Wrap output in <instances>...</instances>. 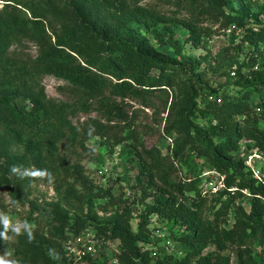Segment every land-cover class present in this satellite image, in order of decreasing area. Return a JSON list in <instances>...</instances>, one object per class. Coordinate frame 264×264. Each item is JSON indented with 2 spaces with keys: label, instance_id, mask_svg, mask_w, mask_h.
Wrapping results in <instances>:
<instances>
[{
  "label": "trees",
  "instance_id": "trees-1",
  "mask_svg": "<svg viewBox=\"0 0 264 264\" xmlns=\"http://www.w3.org/2000/svg\"><path fill=\"white\" fill-rule=\"evenodd\" d=\"M143 1L0 0V187L22 205L25 188L45 182L64 207L28 203L31 241L23 228L0 237V254L17 264H264V184L234 156L241 147L264 155V3L235 0L231 9V0H154L172 8L166 14ZM205 25L242 33L218 52L245 51L227 69L228 76L235 68L232 92L203 84L197 63L182 54L184 44L206 42ZM21 42L36 55L23 53ZM45 76L65 82L75 100L48 99ZM157 97L167 108L164 152L139 133L125 103L147 108ZM90 113L96 117L71 124ZM91 139L108 154L119 147V161L134 171L129 184L109 176L100 184L106 174L94 181L62 154L63 143L85 150ZM25 169L48 174L24 176ZM203 169L222 176L223 187L203 193L200 183L211 181ZM93 206L112 214L98 220ZM158 222L178 231L170 250L146 248ZM84 230L95 257L70 259L65 242Z\"/></svg>",
  "mask_w": 264,
  "mask_h": 264
},
{
  "label": "rangeland",
  "instance_id": "rangeland-1",
  "mask_svg": "<svg viewBox=\"0 0 264 264\" xmlns=\"http://www.w3.org/2000/svg\"><path fill=\"white\" fill-rule=\"evenodd\" d=\"M252 3L255 5L263 4L264 2L263 0H254ZM142 5L154 6L157 10L166 12V14L170 10H172V8H169L167 6L157 5L154 0H144L142 2ZM237 7L238 3L235 2V0H231L230 8L235 9ZM259 19H263L262 16H259ZM205 28H209L212 32L209 38L206 39V42L199 47H192L189 44H184L182 48V54L184 58L191 61L193 60L197 63V71L200 72V79L203 84L210 88H217L220 91L227 92V90H230L232 92L234 90L230 89L229 87L233 82L231 80L233 77H231L230 75L227 76V69L231 61L236 60V58L239 61L243 57L245 51L239 55L232 48L225 52L224 55L219 54L218 52L222 47L230 46V35L235 36L236 40L238 41L242 36V33L232 31H219L215 30L216 27H209L208 25H205ZM184 34V32H179L177 35L179 38H182ZM156 48L163 54H166L171 58H176L170 48L166 46H156ZM21 50L23 53L28 54L30 57H34L37 53L35 46L27 42H21ZM41 83L44 89V94L48 99L55 102L65 103L75 100V96L72 94L71 90L68 88V85L65 82L54 79L50 76H45L42 78ZM125 103L129 104V108H126V110L129 111L128 113L134 111L133 117L139 133L145 138V140L157 142V147L161 152H164L165 146L171 141L170 138L163 137L159 139V136L161 135V128L164 125V118L166 116L167 109L165 107L166 103L164 99L161 97L151 99V105L147 108L141 107L138 103L132 100H125ZM88 117L95 118L96 115L94 113H90L89 115L78 114L74 119L71 120V124H80ZM96 142L97 139L88 140L85 143V150H80L77 147H73V149H70L67 147L66 143H63V150L65 151L62 152V154L66 155L70 160H78L84 167L86 175L88 177H92L94 181H103L104 179L106 180L109 176L111 178L117 177L119 183L122 185L129 184L132 176L134 175V171L130 170V168L128 169L127 165L124 166V163L122 161H119V158L116 156V152L119 147L114 148V153L108 154L102 147L94 149V144ZM91 149L93 151H91ZM12 151L15 153H19L20 150L19 148H13ZM234 156L236 158L240 157L239 154ZM262 159L264 160V155L262 156ZM259 164L261 165V163ZM104 166L107 167V172L105 173L106 176L98 180L95 170ZM203 170V172L206 171L205 169ZM206 177H211L212 185L207 187L211 189L212 186H214L216 177L211 175H208ZM104 182L105 181H100V184ZM216 189L217 188H215V190ZM22 199L24 203L22 205L11 204L5 188L2 186L0 187V208H4L5 214L9 216L12 223L14 224L23 223L24 218H26L28 214L29 202L35 203L45 209H50V207L54 204L59 205L60 208H64L56 194L53 192L52 187L49 184L41 181L32 183L27 186L24 190V196ZM91 211L98 220L108 219L112 214L111 211H108L106 213L100 212L96 208V206H93ZM153 220L154 219H151V223H153ZM133 222H135V220H132V223ZM153 226L154 229L151 237L152 240L148 242L146 248L150 250H155L157 248L161 249L165 247L164 240H168L173 244V246H176L175 243H173L171 240V236L178 233L176 228L171 229L170 224L166 222H158L156 224H153ZM156 230L164 235V239L157 238V236L154 234V231ZM210 249L211 248L207 246L205 248H202L201 252L206 253ZM109 250L115 251V246L110 245ZM0 256H3L5 259L10 260V254L8 251H3Z\"/></svg>",
  "mask_w": 264,
  "mask_h": 264
},
{
  "label": "built area",
  "instance_id": "built-area-1",
  "mask_svg": "<svg viewBox=\"0 0 264 264\" xmlns=\"http://www.w3.org/2000/svg\"><path fill=\"white\" fill-rule=\"evenodd\" d=\"M234 70L235 68L233 67L229 73L231 77H234ZM238 154L243 158V165L245 169L249 171L251 178L257 183L264 184V160L262 159L263 155L256 152L253 148H251L249 151H244L243 147L240 148ZM259 163H261V165ZM106 172L107 167L104 166L98 171L97 177L104 175ZM208 175L216 177L214 183L215 187L212 186L213 189L207 188L212 185L211 181L203 180L199 185V188L203 193H205L206 190L215 192L217 189L223 187L222 176H219L214 172L202 173V177H206ZM215 188L217 189L215 190ZM154 234L157 236V238L164 239V235L159 233L158 230L154 231ZM94 244L95 240L91 232L88 230H84L79 235L73 237L72 239H68L65 242L64 251L66 253V256L73 260H81L86 257L93 258L95 257L96 253ZM164 246L168 250L172 249V244L168 240H164Z\"/></svg>",
  "mask_w": 264,
  "mask_h": 264
},
{
  "label": "clouds",
  "instance_id": "clouds-1",
  "mask_svg": "<svg viewBox=\"0 0 264 264\" xmlns=\"http://www.w3.org/2000/svg\"><path fill=\"white\" fill-rule=\"evenodd\" d=\"M19 168L17 166H13L12 171L13 172H19ZM48 173L46 171H41V170H29L25 169L24 170V176H30V177H44ZM0 224L3 225L4 227V232H0V237H3L4 240H9L10 237L7 235V232L9 229H11L16 235L21 234L22 228L28 231V238L29 241H31L32 237V231H31V226L28 223H12L11 219L9 216L3 212H0ZM0 264H17V261L15 260H9L5 259L3 256H0Z\"/></svg>",
  "mask_w": 264,
  "mask_h": 264
}]
</instances>
